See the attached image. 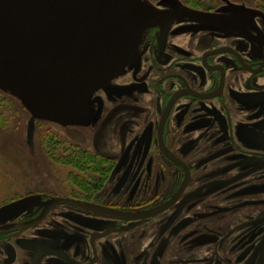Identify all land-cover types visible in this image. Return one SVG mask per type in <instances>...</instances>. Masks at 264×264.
<instances>
[{
	"label": "flooded vegetation",
	"instance_id": "obj_1",
	"mask_svg": "<svg viewBox=\"0 0 264 264\" xmlns=\"http://www.w3.org/2000/svg\"><path fill=\"white\" fill-rule=\"evenodd\" d=\"M180 1L237 25L178 17L144 33L73 126L104 136L48 138L67 184L0 206L39 196L0 219V264H264V9Z\"/></svg>",
	"mask_w": 264,
	"mask_h": 264
},
{
	"label": "water",
	"instance_id": "obj_2",
	"mask_svg": "<svg viewBox=\"0 0 264 264\" xmlns=\"http://www.w3.org/2000/svg\"><path fill=\"white\" fill-rule=\"evenodd\" d=\"M242 15L260 11L233 4ZM149 0H0V88L36 118L75 125L92 121V97L136 61L144 33L178 17L233 28L237 19ZM32 195L0 207V219L29 207ZM1 221V220H0Z\"/></svg>",
	"mask_w": 264,
	"mask_h": 264
},
{
	"label": "rangeland",
	"instance_id": "obj_3",
	"mask_svg": "<svg viewBox=\"0 0 264 264\" xmlns=\"http://www.w3.org/2000/svg\"><path fill=\"white\" fill-rule=\"evenodd\" d=\"M149 1L153 3L156 0ZM240 1L259 7L264 4V0ZM32 118L31 109L0 88V206L33 191L49 187L61 189L67 184L70 168L59 159L63 152L61 148L56 149L55 143L50 142L56 141L54 136L69 138V142L104 136L103 124L98 129H76L73 127L75 124L36 118L32 126ZM48 142L52 143L51 149Z\"/></svg>",
	"mask_w": 264,
	"mask_h": 264
},
{
	"label": "trees",
	"instance_id": "obj_4",
	"mask_svg": "<svg viewBox=\"0 0 264 264\" xmlns=\"http://www.w3.org/2000/svg\"><path fill=\"white\" fill-rule=\"evenodd\" d=\"M186 1H188V2H195V0H186ZM260 7L262 8V9H264V4L263 5H260Z\"/></svg>",
	"mask_w": 264,
	"mask_h": 264
}]
</instances>
